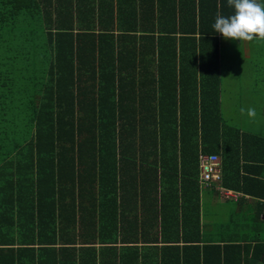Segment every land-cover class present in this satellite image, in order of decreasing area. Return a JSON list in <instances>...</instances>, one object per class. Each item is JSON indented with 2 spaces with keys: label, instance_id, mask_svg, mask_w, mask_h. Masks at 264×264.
I'll list each match as a JSON object with an SVG mask.
<instances>
[{
  "label": "trees",
  "instance_id": "1",
  "mask_svg": "<svg viewBox=\"0 0 264 264\" xmlns=\"http://www.w3.org/2000/svg\"><path fill=\"white\" fill-rule=\"evenodd\" d=\"M218 12L234 9L227 0H0L7 51L20 24L41 48L18 102L10 62L0 70V162L27 145L16 179L0 185L13 191L0 198V264H242L229 242L179 253L188 237L177 213L190 196L177 151L182 160L191 149L198 167L200 153L225 145L224 130L239 135L220 114ZM139 242H161V253ZM253 249L245 264L264 262V244Z\"/></svg>",
  "mask_w": 264,
  "mask_h": 264
},
{
  "label": "crops",
  "instance_id": "2",
  "mask_svg": "<svg viewBox=\"0 0 264 264\" xmlns=\"http://www.w3.org/2000/svg\"><path fill=\"white\" fill-rule=\"evenodd\" d=\"M218 55L221 118L222 121L228 120L227 122L223 121V123L233 127V130L239 134L228 136L225 135L227 131L224 130V146L222 137L220 138L222 145H220L218 155L222 167L221 183L234 192L235 196L225 197L214 187L200 186L198 183L199 169L194 160V155H192V152H187L191 149H186L182 160L180 153L177 151L176 164L181 170L178 183L187 184L185 188L190 196V201L186 202L184 199L183 207L179 205L177 213L179 232L188 237V239L179 242V253L184 256L185 253L194 255L195 246L201 251L205 244L223 246L226 242H229L241 247V250L233 247L230 253L240 254L241 251L242 264H245L246 259H251L254 246L257 243L264 244V113L257 120H249L245 128L234 122L235 119L238 120V115L233 114L230 109L224 107L222 100V53L220 48ZM11 86L14 87L15 85ZM25 87L22 84V92ZM225 116H227L226 119ZM224 136H227V138L225 139ZM26 146L22 144L16 148L13 145L16 150L11 149L12 154L6 160L0 162V185L6 184V178L16 179L12 176V173L18 168L17 166L14 167L16 165L17 149L22 151L24 148L26 149ZM140 147H143V151H147L149 146L143 145ZM198 149L200 150V145H198ZM138 152H140V148L137 144ZM188 156H190L189 162L187 161ZM150 158H154V156L150 155ZM171 158L173 159V156ZM182 169H184V172H182ZM11 192L13 191L10 189L8 192L0 193V198H9ZM139 203L138 201L136 206L139 210V219H141V205ZM196 214H198L197 226L194 220ZM171 236H174V234L172 233ZM167 243V245H171L169 239ZM155 244L139 242L138 247L140 250L148 247L146 251L149 253L156 251L159 255L161 253V242ZM154 247H157V250ZM248 264H264V262L255 260L250 261Z\"/></svg>",
  "mask_w": 264,
  "mask_h": 264
},
{
  "label": "rangeland",
  "instance_id": "3",
  "mask_svg": "<svg viewBox=\"0 0 264 264\" xmlns=\"http://www.w3.org/2000/svg\"><path fill=\"white\" fill-rule=\"evenodd\" d=\"M23 30L24 26L20 24L12 31L14 35L9 39V43L13 45L9 52L6 48L8 41H3V37H0V70L2 71L1 65L4 64L2 62L9 61V64L2 65L3 69H7V72L9 70L13 83H18L12 87L10 100L13 103L18 102L22 95L21 80L27 81L38 73L37 70H40L34 66L39 63L41 48H38L35 37L29 34L24 36ZM219 48L222 53L223 105L233 114L238 115V120L235 119L234 122L245 128L250 119L246 113L241 112V109L255 108L256 120L264 113V44L226 41L221 36ZM7 52L11 55L2 60L4 56L1 54ZM224 118L226 119L227 116ZM8 128L6 132L13 135L11 128Z\"/></svg>",
  "mask_w": 264,
  "mask_h": 264
},
{
  "label": "clouds",
  "instance_id": "4",
  "mask_svg": "<svg viewBox=\"0 0 264 264\" xmlns=\"http://www.w3.org/2000/svg\"><path fill=\"white\" fill-rule=\"evenodd\" d=\"M233 14L224 16L217 13L212 25L213 32L219 33L224 40L254 42L264 44V0H227ZM250 120L257 117L256 109H241Z\"/></svg>",
  "mask_w": 264,
  "mask_h": 264
},
{
  "label": "built area",
  "instance_id": "5",
  "mask_svg": "<svg viewBox=\"0 0 264 264\" xmlns=\"http://www.w3.org/2000/svg\"><path fill=\"white\" fill-rule=\"evenodd\" d=\"M198 183L214 187L225 197L235 196V193L222 185V167L217 153H200L198 156Z\"/></svg>",
  "mask_w": 264,
  "mask_h": 264
}]
</instances>
